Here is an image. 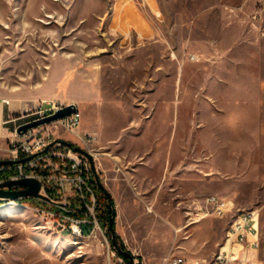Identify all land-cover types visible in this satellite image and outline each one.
Instances as JSON below:
<instances>
[{"label": "rangeland", "instance_id": "obj_1", "mask_svg": "<svg viewBox=\"0 0 264 264\" xmlns=\"http://www.w3.org/2000/svg\"><path fill=\"white\" fill-rule=\"evenodd\" d=\"M59 56L62 99H78L80 132H98V177L114 199L118 243L135 264H212L237 213L261 207L251 174L257 161L264 174V0H0V99L13 89L33 95ZM12 112L0 113L3 146L17 138L2 125ZM57 120L52 129L86 149ZM116 155L127 163L121 171ZM210 195L231 208L188 225L186 211ZM18 207L21 216L2 214ZM31 207L0 206V264H129L99 233L49 228ZM205 219L211 236L190 229Z\"/></svg>", "mask_w": 264, "mask_h": 264}, {"label": "built area", "instance_id": "obj_2", "mask_svg": "<svg viewBox=\"0 0 264 264\" xmlns=\"http://www.w3.org/2000/svg\"><path fill=\"white\" fill-rule=\"evenodd\" d=\"M3 102L9 104L7 99H3ZM66 105L68 104L53 101L50 108H45L40 104L18 113H9L7 119L2 121V125L7 128L13 126V134L17 138L6 142L5 146L0 145V160L11 161L0 164V183L16 181L24 178V173L35 172L40 189L36 196H21L16 199L0 197V201L25 202L34 198L37 201L36 207L42 208V215L49 228L55 227L70 235L83 233V238H91L92 233H99L101 244L110 247V251L115 253L112 240L108 237L110 231L104 220L108 206L98 183V176L102 175L96 164L97 153L93 148L96 136L78 131L81 124L78 106L76 105L75 112L57 121L61 127L86 143L88 148L84 149L92 155L93 161L59 141L62 139L59 128L52 129L49 123L30 127L22 133L18 132L20 126L51 115ZM113 159L115 170H123V164L116 157ZM3 188L23 190L28 186L11 185ZM204 202V206L201 205L199 209L190 212V222L209 214L220 215L231 208L228 201L216 195L207 196ZM234 218H237V227L229 225L212 264H264V258L261 256L264 245L260 224L261 209L241 210ZM171 262L184 264L185 259L178 257ZM194 264L211 263L207 260H197Z\"/></svg>", "mask_w": 264, "mask_h": 264}, {"label": "crops", "instance_id": "obj_3", "mask_svg": "<svg viewBox=\"0 0 264 264\" xmlns=\"http://www.w3.org/2000/svg\"><path fill=\"white\" fill-rule=\"evenodd\" d=\"M159 57H161V56H159ZM159 57L157 56V60L159 59ZM161 58H163V57H161ZM62 62L64 63V65L62 64ZM55 65L57 67L56 69H54ZM64 66L66 67V60H65V58H62V56H59L58 58H56L54 60V62L52 64L48 65V67H52V69H51L52 71H51L50 75L43 77L44 80H39L34 84L33 90H32L33 95L29 94V95L24 96V95H21L17 89H13L12 94L9 97L8 96L7 97L2 96L0 99V113H1V115L3 116L6 111L19 112V111L26 110L27 108H29L30 103L32 105H36L37 103H39L38 105L43 104V106L45 108H50L51 102H53L52 100H56V99L58 102H60V104L65 105V104L74 103L75 105L78 106V104H79L78 99H69V100H66V98L62 99V88H60V86L62 85V80H64L63 76H62V70H64V68H63ZM160 66H161L160 68H156L158 71L163 70L162 65H160ZM77 75H78V78H76L75 87L79 88L80 85L83 82H85L86 80H85L84 75L82 73L78 72ZM153 91H154V93H157L158 85H156V87ZM84 92L85 93L87 92L86 88H85ZM88 96L89 95H87V98H88ZM3 99H7L9 104H5L3 102ZM89 99H91V96L89 97ZM127 118H128V121L131 120L132 123H136V124L139 123V121H133L128 116H127ZM83 133H90V134H93L95 136L98 135V132L96 130L85 129V131ZM129 135H130V137H133V141H132L133 143L137 144V143H140V141H142L141 137L143 135L142 136L137 135V134H129ZM74 139L79 140V138L76 135H75ZM96 139H97V137H96ZM112 141L114 142L115 139H112ZM112 147H113V151H116V150L120 151V149H121L120 145L114 144ZM113 151H112V154H113ZM168 154H170V157L168 156ZM172 155H173V151H171V153H170V151L166 152V159H165V163H164L163 168L167 167L168 164H170L171 161H173ZM177 156H178V154H177ZM115 157L118 158V160L123 164L124 169H125L127 167V163L125 162L124 158L121 157L120 155H116ZM112 160H113V163L115 166V161L113 158H112ZM251 185H252V192L254 194V197L257 199L260 198V200H262V201H260L262 208L256 207V208H260L261 212H262V210L264 208V174L262 171V166L259 165V161H257V166L253 165V167H252ZM149 211L150 212L152 211L151 208H149ZM190 212H191L190 210L186 211V215H188V217L190 215ZM196 221H199V219L195 220L193 222H190V218H189V224L188 225H191L192 223H196ZM212 221H213L212 219H205L200 224L194 225L190 229L194 230V231L201 229L207 235L211 236L213 234H210L208 229L210 228V226H212L211 225ZM260 224H261V230H262V226H263L262 213H261ZM181 229L182 228H177V231H180ZM213 244H214V242H213ZM215 244L218 245L219 242H216ZM263 248H264V245H263ZM262 251H263V249L261 250V255H262ZM197 260H206V259L199 258Z\"/></svg>", "mask_w": 264, "mask_h": 264}, {"label": "water", "instance_id": "obj_4", "mask_svg": "<svg viewBox=\"0 0 264 264\" xmlns=\"http://www.w3.org/2000/svg\"><path fill=\"white\" fill-rule=\"evenodd\" d=\"M75 111H76V105L74 103L68 104V105L58 109L56 112H54L51 115H48L44 118L34 120L32 122H29L27 124L20 126L18 128V132L22 133L30 127H35V126L43 124V123H49L51 121L57 120L59 118L65 117L67 115H70L71 113H73ZM59 141H61L64 145L72 147L76 152H79V153H82V154L88 156L90 158V160L93 161L92 155L87 150L82 148L81 146L75 145L73 142H71L69 140H62L61 139ZM10 162H11L10 160H0V164H6V163H10ZM98 183H99V186H100V188L104 194L109 193L99 179H98ZM11 185H27L28 188L23 189V190H6L3 188L5 186H11ZM39 189H40V183L38 182V180H36L34 178H22V179H19L16 181H5L3 183H0V197L16 199V198H19L21 196H36ZM107 206H108V212H109L108 228L110 231L112 244H113L115 249H117L125 258L128 259L129 264H135L133 254L130 251L121 248L120 244L118 243V241L116 239V232H115V229L113 227L114 219H115L116 212H117L115 203H112L111 201H109Z\"/></svg>", "mask_w": 264, "mask_h": 264}, {"label": "bare ground", "instance_id": "obj_5", "mask_svg": "<svg viewBox=\"0 0 264 264\" xmlns=\"http://www.w3.org/2000/svg\"><path fill=\"white\" fill-rule=\"evenodd\" d=\"M52 101L56 102L57 99L56 100H52ZM27 109H29V108H27ZM24 178H34L35 179V172L24 173ZM4 205H21V206L31 207L30 205H27L26 202H23L22 200L0 201V206H4ZM31 208H34L35 211L37 212V214H39L41 216V218L45 221L44 216L42 215V208L36 207V205L32 206ZM24 210H25L24 207L10 208V209H7L6 211L2 212V214L11 215V216H21L23 214ZM230 227H237V218H234V220L232 221ZM72 234L77 236V237L83 236V233H72Z\"/></svg>", "mask_w": 264, "mask_h": 264}, {"label": "trees", "instance_id": "obj_6", "mask_svg": "<svg viewBox=\"0 0 264 264\" xmlns=\"http://www.w3.org/2000/svg\"><path fill=\"white\" fill-rule=\"evenodd\" d=\"M104 197H105V200H106L107 205H108L109 201H111L112 203H114V200H113V198L111 197V195L109 193L104 194ZM107 216L109 217V212H107ZM113 227L115 229V221L113 223ZM116 239L117 240H120V236L118 234H116ZM120 247L121 248H124V243L123 242H120ZM118 254H119L120 257H122L124 259H127L119 251H118Z\"/></svg>", "mask_w": 264, "mask_h": 264}]
</instances>
